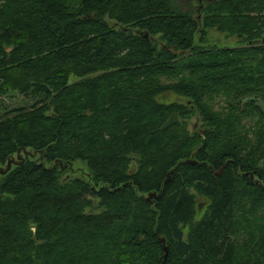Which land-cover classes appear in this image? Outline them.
Returning a JSON list of instances; mask_svg holds the SVG:
<instances>
[{
    "label": "trees",
    "instance_id": "trees-1",
    "mask_svg": "<svg viewBox=\"0 0 264 264\" xmlns=\"http://www.w3.org/2000/svg\"><path fill=\"white\" fill-rule=\"evenodd\" d=\"M201 10L202 23L175 0H0V94L42 96L0 121L1 166L41 155L0 183V264H264V168L221 145L250 105L261 137L246 145L264 156V46L196 43L262 37L264 0ZM170 90L194 108L159 104ZM196 113L211 129L191 137L181 120ZM58 162L85 163L93 184Z\"/></svg>",
    "mask_w": 264,
    "mask_h": 264
},
{
    "label": "rangeland",
    "instance_id": "rangeland-1",
    "mask_svg": "<svg viewBox=\"0 0 264 264\" xmlns=\"http://www.w3.org/2000/svg\"><path fill=\"white\" fill-rule=\"evenodd\" d=\"M217 0H175L177 5L182 7V10L187 11L189 13H192L193 16L202 23V17L204 13H202V8L203 4L206 5L209 2H215ZM155 42L160 43V35L156 36ZM201 36L199 35L196 39V43L200 44L201 47L203 48H233V47H244L247 44L251 45H262L264 46V34L262 37L258 39H254L251 41H246L244 38L238 35H228L225 33H220L216 31L215 29H211L207 31L206 36H204V43H200ZM11 51V49H9ZM80 78L73 76L71 78V82H77L79 81ZM42 96L35 97L31 94H22L18 91H11L8 92L7 94H0V121L2 120L1 118L6 116L7 114L11 113L12 111L32 106L35 104L38 100H40ZM232 100L234 101V95L231 97ZM157 102L159 104H165V105H184L188 106V108L192 109L194 108L191 103V100L188 99L187 97L180 95L178 92L170 90L161 93L157 98ZM247 101V100H246ZM231 99L227 96H222L217 97L214 102L212 103L213 106L216 107L217 109H226L229 105H231ZM245 105V102H243ZM239 107L237 103H235ZM245 110L251 115H248L247 118L244 119V123L240 124L239 128L236 129L238 133H234V131H229L228 136H226V139H223V142H221V145H234L235 147H239L240 149H244V156L243 152H241V157L244 159L246 162H254L258 161L259 163V168H264V156H262L261 152H256L255 150H258V145H246V143H252L256 144L257 139H260L261 137V128L254 127V121L255 125L257 120L253 117L252 115V110L251 106L247 105L244 107ZM227 114L229 113V109L226 111ZM189 118L182 119L181 122L186 126V130L189 134V136L192 137L196 132H200L203 135L205 132H209L211 127H208L206 123L203 121V117L200 115V113H196L193 115L187 116ZM182 118V117H181ZM225 134H227L225 132ZM225 136V135H224ZM189 137V138H191ZM200 145H204V142L201 143ZM41 155L33 150V149H24L21 150L18 154L12 156V160L14 163L10 160L11 162V169H15L18 165L16 164H21L25 162L27 159H33V160H38L40 159ZM9 164V163H8ZM8 164L1 166L3 170H6L8 168ZM58 167L64 171L63 173V178L68 181L72 179H87L91 184L93 182L91 181V175L90 171L88 170V167L85 163L82 162H76V163H70L68 166L64 165L63 163L58 162ZM9 171V172H10ZM8 172V173H9ZM1 174L0 173V183L4 179V177L8 174ZM257 181V180H254ZM194 194H197L193 190ZM152 199V196H149V199ZM199 195L196 196V199L198 200V209H199V214L196 216V222H199L205 212L206 206L210 203V201H207V199L203 198ZM100 202V199H97L94 202V209H88L87 211H93V213H101L103 210L98 207V204ZM258 212V211H257ZM262 213V212H261ZM263 214V213H262ZM35 230V228H34Z\"/></svg>",
    "mask_w": 264,
    "mask_h": 264
},
{
    "label": "water",
    "instance_id": "water-1",
    "mask_svg": "<svg viewBox=\"0 0 264 264\" xmlns=\"http://www.w3.org/2000/svg\"><path fill=\"white\" fill-rule=\"evenodd\" d=\"M144 36H145L146 38H149V34H144ZM11 164H12V163L9 162L8 168H7L6 170H3L2 168H0V173H1V174H6V173H8V172L10 171V169H11ZM223 170H224V168H222L221 171L218 172V175H220V174L223 172ZM251 177H252V179H254V176H253V175H252ZM169 179H170V174H169V177L167 178L166 182L169 181ZM151 196H152V195H151ZM163 242H165V240H163ZM165 251H166L167 254H168V248H167V247H165ZM167 254H166V255H167Z\"/></svg>",
    "mask_w": 264,
    "mask_h": 264
},
{
    "label": "flooded vegetation",
    "instance_id": "flooded-vegetation-1",
    "mask_svg": "<svg viewBox=\"0 0 264 264\" xmlns=\"http://www.w3.org/2000/svg\"><path fill=\"white\" fill-rule=\"evenodd\" d=\"M19 152H20V151H19ZM19 152H17L16 154H18ZM10 160L14 163V161H13L12 159H10ZM10 160H9V161H10ZM9 161H8V163H9ZM8 163H7V164H8ZM16 165L19 166V164H16Z\"/></svg>",
    "mask_w": 264,
    "mask_h": 264
},
{
    "label": "bare ground",
    "instance_id": "bare-ground-1",
    "mask_svg": "<svg viewBox=\"0 0 264 264\" xmlns=\"http://www.w3.org/2000/svg\"><path fill=\"white\" fill-rule=\"evenodd\" d=\"M9 165V164H8Z\"/></svg>",
    "mask_w": 264,
    "mask_h": 264
}]
</instances>
